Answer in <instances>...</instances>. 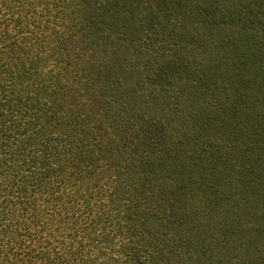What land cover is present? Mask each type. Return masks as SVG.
I'll return each mask as SVG.
<instances>
[{
	"label": "trees",
	"instance_id": "trees-1",
	"mask_svg": "<svg viewBox=\"0 0 264 264\" xmlns=\"http://www.w3.org/2000/svg\"><path fill=\"white\" fill-rule=\"evenodd\" d=\"M0 264H264V0H0Z\"/></svg>",
	"mask_w": 264,
	"mask_h": 264
}]
</instances>
